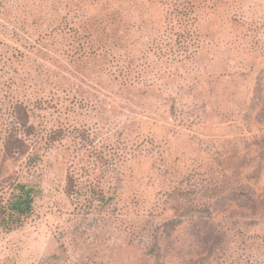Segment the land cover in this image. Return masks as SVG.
I'll return each mask as SVG.
<instances>
[{
  "label": "rangeland",
  "instance_id": "1",
  "mask_svg": "<svg viewBox=\"0 0 264 264\" xmlns=\"http://www.w3.org/2000/svg\"><path fill=\"white\" fill-rule=\"evenodd\" d=\"M218 150L249 184L155 210ZM108 173L117 208L79 206ZM19 182L0 264H264V0H0L1 197Z\"/></svg>",
  "mask_w": 264,
  "mask_h": 264
},
{
  "label": "trees",
  "instance_id": "2",
  "mask_svg": "<svg viewBox=\"0 0 264 264\" xmlns=\"http://www.w3.org/2000/svg\"><path fill=\"white\" fill-rule=\"evenodd\" d=\"M204 1L206 0H195V6L198 2L202 3ZM191 7V3L188 7L180 4L178 10L180 14L176 20H189ZM255 96L253 94V98ZM226 156L227 154L221 150L215 153L214 164L217 168L213 167L211 170H214V173L207 179H203L202 182L196 181V178H200L199 173L196 171L192 173L181 172L172 183L173 186L166 189L167 191L160 192L161 199L157 202L155 210H161L162 214H166L185 207L198 198H201V200H215L222 192L221 187L227 183H233L235 180L242 182V186L249 184L248 172L253 169V166L247 163L236 164L229 158L225 161ZM38 159V156L32 158L30 160L32 166L30 167L36 166ZM237 159L240 160L241 157H237ZM158 171H161V169H158ZM112 174L108 173L98 181L80 186L76 192L78 205L96 214H104L111 209H116L118 202L115 193L111 196L106 190L107 187L109 191L116 192V186H114L116 181L111 176ZM39 194L38 187L28 183L19 182L10 185L8 199L0 195V230L11 233L22 228L33 215L35 201Z\"/></svg>",
  "mask_w": 264,
  "mask_h": 264
}]
</instances>
